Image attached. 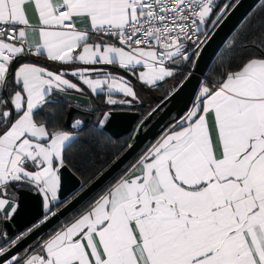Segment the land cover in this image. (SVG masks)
<instances>
[{
  "label": "snow or ice",
  "instance_id": "snow-or-ice-1",
  "mask_svg": "<svg viewBox=\"0 0 264 264\" xmlns=\"http://www.w3.org/2000/svg\"><path fill=\"white\" fill-rule=\"evenodd\" d=\"M236 6L217 0H0V220L15 215L13 190L19 187L37 191L45 210L22 235L0 233V264H264V51L219 83L202 85L192 107L132 171L70 224L16 254L76 198H60L73 134L40 115L53 94L106 88L109 105L131 104L138 99L131 81L97 66H118L144 85L162 86L198 58L210 39L205 28L219 25ZM44 55L75 67L69 73L30 62Z\"/></svg>",
  "mask_w": 264,
  "mask_h": 264
},
{
  "label": "water",
  "instance_id": "water-1",
  "mask_svg": "<svg viewBox=\"0 0 264 264\" xmlns=\"http://www.w3.org/2000/svg\"><path fill=\"white\" fill-rule=\"evenodd\" d=\"M260 0H236L237 5L223 19V21L214 27L210 33V39L201 46L198 58H195L192 70L186 78L165 97L157 106H155L148 115L140 122L129 146L95 179L86 185L75 196L70 204L61 207V210L55 217H51L40 229L31 233L17 250L18 254L35 239L40 237L52 226L63 220V218L77 207L83 200L93 194L102 186L115 172L122 168L131 157L146 149L153 140L171 123L178 120L186 112L195 98L197 90L204 77L205 71L213 57L222 47L231 32L241 23L245 16L253 9ZM157 98L154 96V100ZM67 100V99H66ZM69 105L66 108V115L63 125L72 133H79L86 129L90 124L101 126L112 137L119 138L129 133L140 113L129 108L113 109L106 111L99 110L98 106L85 105L67 100ZM125 107V106H124ZM155 110V111H154ZM108 114L106 122L101 125L100 119ZM155 115V116H154ZM154 116V117H153ZM82 121L76 128H72L74 121ZM62 193L61 199H64L80 185L79 178L66 166L61 169ZM15 203L18 205L15 215L8 221L1 222V230L7 231L10 237L14 238L26 228L37 223L44 216L42 197L32 188L27 186L14 189Z\"/></svg>",
  "mask_w": 264,
  "mask_h": 264
},
{
  "label": "trees",
  "instance_id": "trees-1",
  "mask_svg": "<svg viewBox=\"0 0 264 264\" xmlns=\"http://www.w3.org/2000/svg\"><path fill=\"white\" fill-rule=\"evenodd\" d=\"M221 1L223 2V0ZM235 1L236 0H229L228 3H234ZM260 51H264V0H260L245 16L241 23L231 32L227 40L208 65L197 93L202 85L219 83L228 71L238 70L239 66L243 62H246L249 56L257 55ZM192 61L187 62L185 66L190 67L192 65ZM189 63L190 65H188ZM186 76L187 75H185V73H182L178 84H180ZM174 79H169V81L164 83L162 86L154 87L156 93L158 92V95H155V97H157L155 100L156 102L157 100L167 97L168 94L175 89L173 88V90L170 91L166 89V86H168ZM161 91L164 94H162ZM86 94L90 99L91 105L98 106L99 110L106 111L109 108H129L138 111L140 115L132 130L119 138L112 137L101 126L93 124H90L86 129L80 131L79 133H74L73 140L69 141L66 146L65 163L67 167L79 178L80 185L76 190L62 199L65 202L79 193L129 146L133 140L132 133L136 124L151 110V105L146 104H139L131 107H124L117 104L109 105L106 100L108 94L105 93V91H102L99 94H92L90 91H86ZM52 101L53 102L49 104L46 109L41 110V117H43L50 126L58 124L65 131H69L63 125L66 108L69 105L68 101L64 98L56 96L52 97ZM185 113L186 112H184L182 116H184ZM174 123L175 122L171 123L167 128H165V130L170 129V126ZM157 137L155 139H157ZM147 148L134 154L122 168L115 172L93 194L69 212L63 220L44 232L40 237L35 239L18 254L24 255L30 249L35 248L43 240L48 239L52 234H54L60 228L62 222H68L85 211L102 193L107 191L128 172L131 166L142 156V154H144ZM81 185H84V187L82 188ZM1 222L2 220H0V230Z\"/></svg>",
  "mask_w": 264,
  "mask_h": 264
},
{
  "label": "crops",
  "instance_id": "crops-1",
  "mask_svg": "<svg viewBox=\"0 0 264 264\" xmlns=\"http://www.w3.org/2000/svg\"><path fill=\"white\" fill-rule=\"evenodd\" d=\"M217 2L218 3H221V4H223V3H228L229 2V0H223V2L221 1V0H217ZM27 14L29 15V17H30V19L32 20V22L33 23H35L36 22V17H35V14H34V10H33V7L30 5V6H28V10H27ZM77 51H79V50H77ZM30 59V62H34V63H36L38 66H43V67H45V68H47L48 70H51V71H68L69 73H70V71H71V69L73 68V67H75V65H62V64H59V63H56V62H52V61H49L48 59H47V57H46V55H44V56H41V57H31V58H29ZM97 67H106L109 71H116V70H118V71H120V72H122V71H124L123 69H120L118 66H97ZM66 78H69L70 80H72V82H74V83H77L78 84V86H82L81 85V82L80 81H78L75 77H71L70 75L69 76H67ZM83 87V91L82 92H77V91H75V90H72V89H69V90H67L66 92H64V93H54L53 94V96H56V97H60V98H64V99H67V100H71L72 102H75V103H79V104H85V105H90L91 104V102H90V99H89V97L87 96V94H86V91H90L92 94H96V93H93L90 89H88L87 88V86H82ZM104 91H105V93H107L108 95H107V97H106V100L108 99V96H109V93H108V90L105 88L104 89ZM112 96H113V98L115 97V96H119V94H115V93H113L112 94ZM118 105V104H117ZM187 113V112H186ZM167 128V127H166ZM169 131V129H167V130H163L159 135H158V137H157V139H155V140H153V142L149 145V147L147 148V150L144 152V154L148 151V149L153 145V144H155L156 142H157V140H159L166 132H168ZM68 132H70V131H68ZM71 134H73V136H74V133H72V132H70ZM69 143V142H68ZM67 143V144H68ZM144 154H142V156L144 155ZM141 158V157H140ZM139 158V159H140ZM138 159V160H139ZM137 160V161H138ZM137 161L131 166V168L128 170V172L127 173H129L130 171H132L133 170V166L134 165H136V163H137ZM108 191V190H107ZM107 191H105V192H107ZM104 192V193H105ZM104 193H102L101 195H103ZM100 195V196H101ZM99 196V197H100ZM99 197L97 198V199H99ZM96 199V200H97ZM95 200V201H96ZM95 203V202H94ZM93 203V204H94ZM93 204H91V205H93ZM90 205V206H91ZM89 206V207H90ZM89 207L86 209V210H88L89 209ZM85 210V211H86ZM85 211H83L82 213H80L79 215H77L75 218H78L81 214H83ZM75 218H73L72 220H70V221H68V222H62L61 223V225H60V228L58 229V230H60L61 228H63L65 225H68V224H70ZM57 230V231H58ZM56 231V232H57Z\"/></svg>",
  "mask_w": 264,
  "mask_h": 264
},
{
  "label": "rangeland",
  "instance_id": "rangeland-1",
  "mask_svg": "<svg viewBox=\"0 0 264 264\" xmlns=\"http://www.w3.org/2000/svg\"><path fill=\"white\" fill-rule=\"evenodd\" d=\"M194 60H195V58L193 59L192 65L190 67L189 66H187V67L185 66V68L183 70L177 71V75L175 76V79L168 86H166V89L167 90H169V91L170 90H173V88H176L179 85L178 83L180 82V78H181L182 73H185L186 74V73H189L190 70H192L193 65H194ZM188 65H190V63ZM112 72H114L117 75H120V76L125 77V79L130 80L131 83H132V85L134 86V90L137 93V97H138V99L135 100V101H133L131 104H118V105H122V106H126V107H131V106H135V105H139V104H146V105H151V109L154 107V105L156 103V101L154 100V96L156 94H158V92L156 93V90H155L154 87L148 86V85H144L142 82L138 81L136 79V77L131 76L129 73H127L125 71L120 72V71L116 70V71H112ZM161 93L164 94L162 91H161ZM115 94H119V93H115ZM114 99H117V100H121V99L131 100V97H125V96H123V94H119V96H115ZM191 107H192V104H191L190 108ZM138 123L136 124V126H135V128L133 130L132 138L134 137V134L136 133L137 127L140 124V123L139 124ZM41 219H39V221ZM39 221L37 223H35V224H38ZM31 227L26 228L24 231H22L20 234H17V235H21V234L27 232L28 229L31 228Z\"/></svg>",
  "mask_w": 264,
  "mask_h": 264
},
{
  "label": "built area",
  "instance_id": "built-area-1",
  "mask_svg": "<svg viewBox=\"0 0 264 264\" xmlns=\"http://www.w3.org/2000/svg\"><path fill=\"white\" fill-rule=\"evenodd\" d=\"M209 28H210V30H209ZM214 29V27H206L205 28V30L206 31H209V35H210V33L212 32V30ZM202 39H203V37H202ZM187 63H185V64H183L179 69H177L176 71H180V70H183L184 68H185V65H186ZM63 224V223H62Z\"/></svg>",
  "mask_w": 264,
  "mask_h": 264
},
{
  "label": "flooded vegetation",
  "instance_id": "flooded-vegetation-1",
  "mask_svg": "<svg viewBox=\"0 0 264 264\" xmlns=\"http://www.w3.org/2000/svg\"><path fill=\"white\" fill-rule=\"evenodd\" d=\"M157 95H158V94H157ZM156 98H157V97H156ZM163 99H164V98H162V99H160V100H157V102L155 103L154 107L157 106V105H158ZM154 107H153V108H154ZM153 108H152V109H153ZM152 109H151V110H152ZM151 110H150V111H151ZM150 111H149V112H150ZM149 112H148V113H149ZM147 115H148V114H147ZM147 115H146V116H147ZM146 116H145V117H146ZM154 116H155V115H154ZM154 116H153V117H154ZM145 117H143V118L139 121V123H140ZM139 123H138V124H139Z\"/></svg>",
  "mask_w": 264,
  "mask_h": 264
}]
</instances>
